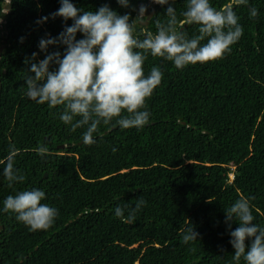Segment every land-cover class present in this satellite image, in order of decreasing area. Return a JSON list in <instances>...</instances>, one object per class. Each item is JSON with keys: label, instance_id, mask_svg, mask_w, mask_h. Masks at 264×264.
Masks as SVG:
<instances>
[{"label": "trees", "instance_id": "trees-1", "mask_svg": "<svg viewBox=\"0 0 264 264\" xmlns=\"http://www.w3.org/2000/svg\"><path fill=\"white\" fill-rule=\"evenodd\" d=\"M70 2L82 11L107 4L129 14L138 39L168 19L169 5L148 0H129L128 7L117 0ZM209 2L219 8L227 0ZM170 3L181 19L187 0ZM142 4L145 14L153 11L146 27L136 19ZM60 6V0H0V264H245L233 259L230 232L239 224L229 227L225 210L249 198L253 223L264 227V0L234 6L243 35L222 59L177 69L149 54L145 76L155 66L163 77L142 109L150 113L148 124L122 130L114 118L98 127L91 144L83 142L87 126L73 131L60 120L63 106L49 108L25 94L26 58L63 56L65 46L50 45L46 53L38 47L73 23L51 18ZM42 17L48 19L36 23ZM198 27L182 31L191 39ZM9 155L23 182L3 176ZM33 188L45 192L42 204L58 210L47 230L31 231L3 211L7 196ZM138 198L145 203L129 224ZM189 221L199 236L184 244L181 229Z\"/></svg>", "mask_w": 264, "mask_h": 264}, {"label": "clouds", "instance_id": "clouds-1", "mask_svg": "<svg viewBox=\"0 0 264 264\" xmlns=\"http://www.w3.org/2000/svg\"><path fill=\"white\" fill-rule=\"evenodd\" d=\"M148 1L152 5H169L166 9L168 19L166 23L156 21L155 34L144 28V38L138 39L133 35L135 21L129 22V14L118 15L107 4L95 12L82 11L70 0H60L61 6L51 18L62 17L73 23L55 38H42L38 47L46 53L50 45L65 46L63 56L56 51L48 53L43 60L32 62L37 57L34 52L25 60L30 64L25 79L26 96L38 104L46 103L49 108L63 106L60 120L64 124H71L73 131L87 126L83 134L85 144L94 143L93 133L102 123L109 125L114 118V126L118 125L122 130L141 129L148 124L150 113L142 109L146 108L147 98L163 77L155 66L145 76L143 65L149 54L183 69L190 64L222 59L243 35L234 6L246 5L248 0H227L219 8L213 7L209 0H187L181 19L177 18L170 0ZM117 3L121 7L129 6V0H117ZM138 9L136 19L143 22L147 6L142 4ZM249 11L250 17L258 15L256 8ZM47 19L42 17L36 23ZM193 24L199 26L198 35L189 39L182 29ZM77 33L83 38L77 40ZM202 41L206 42L202 44ZM53 64L57 67L50 71ZM75 117L79 119L73 123ZM45 151L40 149L41 153ZM5 163L3 176L9 183L23 182L24 175L14 169V156L9 155ZM44 199L45 192L40 189L21 191L5 198L3 211L14 213L15 219L31 231L47 230L58 210L42 204ZM144 203L138 198L125 222L133 223L135 212ZM115 215L123 218L124 209L117 206ZM233 220L239 224L230 232L233 259L239 262L243 258L245 264H264V227L253 223L249 198L241 196L225 210V223L231 227ZM198 236L190 221L181 229L184 244L196 241ZM249 239L251 243L246 250L245 241Z\"/></svg>", "mask_w": 264, "mask_h": 264}, {"label": "water", "instance_id": "water-1", "mask_svg": "<svg viewBox=\"0 0 264 264\" xmlns=\"http://www.w3.org/2000/svg\"><path fill=\"white\" fill-rule=\"evenodd\" d=\"M140 6H141V5H139L138 8H139ZM152 15H153V11L149 12L148 14H146L144 21H143V22H140V25H142V26H144V27L148 26V24H149V20H150V18L152 17ZM0 50H1V49H0ZM61 148H62V147H61Z\"/></svg>", "mask_w": 264, "mask_h": 264}, {"label": "rangeland", "instance_id": "rangeland-1", "mask_svg": "<svg viewBox=\"0 0 264 264\" xmlns=\"http://www.w3.org/2000/svg\"><path fill=\"white\" fill-rule=\"evenodd\" d=\"M151 1V0H150ZM232 179V176L230 175V180Z\"/></svg>", "mask_w": 264, "mask_h": 264}]
</instances>
